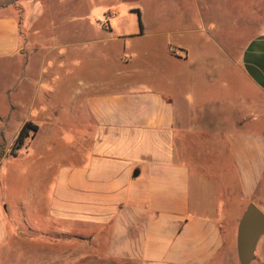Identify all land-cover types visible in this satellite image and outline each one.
Masks as SVG:
<instances>
[{"label": "crops", "instance_id": "obj_1", "mask_svg": "<svg viewBox=\"0 0 264 264\" xmlns=\"http://www.w3.org/2000/svg\"><path fill=\"white\" fill-rule=\"evenodd\" d=\"M17 3L31 35L47 13L44 0H0V62L19 57L26 43L39 52H32L25 79L35 88L28 115L52 117L44 145L63 127L54 117L67 115L73 124L70 151L53 164L49 182L35 185L37 195L20 204L21 221L8 222L1 178L0 257L11 252L35 264L38 246L39 264H52L57 223L62 245L75 247L61 253L65 264L237 262L239 221L250 203L264 199V32L240 45L221 40L208 14L187 9L175 15L180 23L172 30L94 29L91 38L57 49L23 43ZM131 40L146 42L139 60ZM87 46L91 65L76 62L75 79L37 102L42 63L52 60L48 73L56 78L63 58ZM61 48L67 51L58 55ZM37 55L38 66L30 63ZM85 74L91 80L77 84ZM36 217L49 231L33 240L27 232Z\"/></svg>", "mask_w": 264, "mask_h": 264}, {"label": "rangeland", "instance_id": "obj_2", "mask_svg": "<svg viewBox=\"0 0 264 264\" xmlns=\"http://www.w3.org/2000/svg\"><path fill=\"white\" fill-rule=\"evenodd\" d=\"M27 1L28 0H25V3ZM44 1L47 13L43 16L42 21L39 22V25L36 27L37 31H35L33 35L27 31L23 7L18 3L14 4L19 13L18 16L23 43L30 41L32 45L36 43V46H57L58 49L61 44H70L77 40L91 38L90 35L94 29L107 28V30H114L117 34L131 35L134 34L138 28H141L140 20L142 25L152 33L162 31L163 29L172 30V28H176L180 23L175 19V15L187 9L192 11L193 9L194 11H199L201 9L203 13L208 14L210 17H207V21H213L212 24L217 23L220 27V37L217 36V38H223L221 40H224V38L233 39L240 45L245 43L256 33L264 32V0H209L210 3L208 4H193L186 2L187 0ZM30 3V5L28 3L29 8L36 10L37 5L32 4V2ZM35 14L36 12L32 11V16L29 19L31 25L36 21ZM207 23L210 24L211 22ZM78 31H82V36L76 35ZM48 33L49 36L47 40L44 41ZM144 43L146 42L139 40L127 41L128 47L132 49L133 54H135L132 58L140 59V45ZM26 46L29 48L22 51L19 57L0 62V181L2 180L1 178H4L2 191L3 194L5 193L3 198L4 204L8 208L7 217L9 223L17 219L21 221L18 214H15L16 211L19 213L20 204L22 203L25 205L28 200H32L34 191L37 195L34 189L36 188L35 185H37L39 181L43 184L49 182L46 176L50 174L53 164L62 161V153L64 150L65 152L70 151V149H65V147H68V132L72 131L71 125L73 124L70 119L71 117L67 115L54 117L63 127L60 129L61 132L54 131L52 133V143L48 146L44 145L45 141L48 140L47 131L51 126L50 121L52 117L28 115L29 103L32 101L35 88L26 81L25 74L29 58L33 56L34 53L36 54L37 50L30 51L31 45L26 43ZM85 49L87 50L83 52H69L68 56L63 58L66 61L63 66L56 69L58 70L56 78H50L48 73L50 64L48 62H52V60L47 59L46 62L44 61L42 63V73H44L43 80L39 77V74L36 76V85L39 93H37V102L41 103L45 101L50 87L54 88L55 86L57 92H60V87H62L65 80L69 78L75 79V68L73 69V66L76 65V62H83L84 66L91 65L93 54L91 50H88V46ZM66 51L65 48H61V50H57V54L60 55ZM38 53L39 52H37V54ZM41 55L34 56L30 63L38 66ZM45 63H48V65L45 66L44 70ZM15 75L18 76L16 77ZM20 78L21 83L17 86L16 83ZM81 80L83 83H87L91 79L85 74L81 79L75 82L78 84L81 83ZM42 109L43 107H41V110ZM33 113H38V110H35ZM27 122L36 125L38 131L35 133L31 131L30 137L25 140L23 146L19 149H15L14 147L19 133ZM62 133H64L63 136L61 135ZM256 206L264 213V199L261 203H257ZM35 222L37 226L33 232H27L32 236V239L36 240L48 235V227L41 223L38 224L39 219L37 217ZM51 230L53 233L52 242H57L56 244L52 243V264H65V261L61 262L59 259L61 253L67 250L74 252L75 247L70 250L62 245L63 242L61 238L63 233L60 231L61 227H59L57 223L52 226ZM22 236L27 237L25 234ZM89 246L92 247L91 244ZM38 248L40 247L35 246L34 259L37 261L35 264L41 263L39 259L41 254ZM89 251L90 250L85 247L83 254L86 255ZM74 262L75 260L72 259L66 263L74 264ZM0 264H25V262L21 259H16V255H11L10 252L9 255L3 256V258L0 257ZM227 264H239L238 256L237 262L228 260ZM252 264H264V237L258 245L256 259Z\"/></svg>", "mask_w": 264, "mask_h": 264}, {"label": "water", "instance_id": "obj_3", "mask_svg": "<svg viewBox=\"0 0 264 264\" xmlns=\"http://www.w3.org/2000/svg\"><path fill=\"white\" fill-rule=\"evenodd\" d=\"M263 237L264 213L254 203H250L237 228L236 247L239 264H252L255 261L256 251Z\"/></svg>", "mask_w": 264, "mask_h": 264}, {"label": "trees", "instance_id": "obj_4", "mask_svg": "<svg viewBox=\"0 0 264 264\" xmlns=\"http://www.w3.org/2000/svg\"><path fill=\"white\" fill-rule=\"evenodd\" d=\"M140 27L142 29V22L140 20ZM33 131L34 133L38 131V127L31 122H27L21 129L19 136L16 140L15 149H19L25 143V140L30 137V132Z\"/></svg>", "mask_w": 264, "mask_h": 264}, {"label": "built area", "instance_id": "obj_5", "mask_svg": "<svg viewBox=\"0 0 264 264\" xmlns=\"http://www.w3.org/2000/svg\"><path fill=\"white\" fill-rule=\"evenodd\" d=\"M173 53L178 54V53H176V52H174V51H173Z\"/></svg>", "mask_w": 264, "mask_h": 264}]
</instances>
